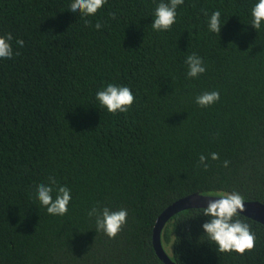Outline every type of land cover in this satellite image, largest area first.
<instances>
[{
  "label": "trees",
  "instance_id": "trees-1",
  "mask_svg": "<svg viewBox=\"0 0 264 264\" xmlns=\"http://www.w3.org/2000/svg\"><path fill=\"white\" fill-rule=\"evenodd\" d=\"M71 2L0 0V36L11 33L19 52L0 59V264H164L153 228L177 200L238 192L264 205V25H250L258 0H184L162 32L151 25L160 0H107L84 18ZM217 10L219 35L208 29ZM193 53L206 71L188 78ZM110 83L131 89L128 112L96 100ZM211 91L219 101L198 106ZM50 176L71 191L64 216L36 199ZM93 206L127 210L116 238L96 231ZM200 210L161 231L174 263L264 264V224L240 214L255 249L223 254L203 235Z\"/></svg>",
  "mask_w": 264,
  "mask_h": 264
},
{
  "label": "clouds",
  "instance_id": "clouds-1",
  "mask_svg": "<svg viewBox=\"0 0 264 264\" xmlns=\"http://www.w3.org/2000/svg\"><path fill=\"white\" fill-rule=\"evenodd\" d=\"M107 3V0H72L69 11L79 13L82 18L95 16L96 13ZM184 0H160L154 11V19L151 23L154 31H170L176 23L178 6ZM205 15L207 13L205 12ZM115 18V14H112ZM221 13L219 10L213 12L208 19V29L210 32L219 35L221 27ZM251 26L256 31L264 25V0H258L251 8ZM84 23L90 22L85 19ZM94 27L99 30L102 25L96 23ZM13 37L11 33L0 36V59H11L14 53L12 48ZM19 47L24 46V41L17 39ZM187 77L197 78L206 71L203 59L195 53L186 57ZM100 106L106 108L113 115L116 113H126L135 102V96L127 86L108 84L98 91L95 96ZM220 93L218 91L204 92L196 97V104L206 108L218 102ZM211 160H218V153H210ZM208 157L201 154L199 165L206 171L209 167L206 162ZM229 161L225 160L223 166L227 167ZM48 184H39L36 187V199L44 206L50 215L64 216L68 212V205L72 199L71 191L66 186L58 185L54 177L48 178ZM209 197H216L209 200L206 207L201 208V215L207 217L201 227L210 244L215 246L219 253H236L244 255L255 249L256 236L252 232L249 224L238 219L239 215L245 211V197L238 192H213ZM89 217H95L97 232H103L109 239L116 238L127 223L128 212L126 209L112 210L108 207L93 206L89 212Z\"/></svg>",
  "mask_w": 264,
  "mask_h": 264
},
{
  "label": "water",
  "instance_id": "water-1",
  "mask_svg": "<svg viewBox=\"0 0 264 264\" xmlns=\"http://www.w3.org/2000/svg\"><path fill=\"white\" fill-rule=\"evenodd\" d=\"M216 197H209L208 195L191 194L184 198H181L167 207L157 218L153 233H152V245L157 257L164 264H176L174 263L168 254L163 249L161 243V231L165 224L177 213L189 210V209H201L206 207L209 200H214ZM245 211L241 215L251 218L257 222L264 224V205L258 202L244 201Z\"/></svg>",
  "mask_w": 264,
  "mask_h": 264
}]
</instances>
